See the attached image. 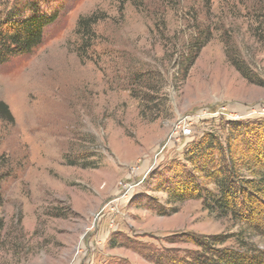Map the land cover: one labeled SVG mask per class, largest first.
Segmentation results:
<instances>
[{"label":"rangeland","instance_id":"374dc122","mask_svg":"<svg viewBox=\"0 0 264 264\" xmlns=\"http://www.w3.org/2000/svg\"><path fill=\"white\" fill-rule=\"evenodd\" d=\"M33 1L60 17L31 54L0 64V102L15 120L0 119V264H150L112 243L174 249L183 232H244L200 201L172 204L150 174L140 182L205 134L225 140L236 120L219 109L264 122V0ZM33 1L0 0V20ZM94 13L93 39L82 38L79 21ZM186 117L191 139L168 144Z\"/></svg>","mask_w":264,"mask_h":264},{"label":"trees","instance_id":"16d2710c","mask_svg":"<svg viewBox=\"0 0 264 264\" xmlns=\"http://www.w3.org/2000/svg\"><path fill=\"white\" fill-rule=\"evenodd\" d=\"M137 1L120 0L123 4L131 2L133 5ZM202 1L209 4V0ZM40 5L34 1L26 3L0 20V64L31 54L42 44L46 28L59 19V11ZM101 20L98 13L81 19L78 34L92 40L93 28ZM204 32L209 34V31ZM86 46L90 45L86 43ZM205 46L203 35L195 39L192 51L197 53ZM189 58L188 62L194 57ZM188 62L185 60L183 64ZM0 119L11 124L15 122L8 106L2 102ZM225 130V140L223 135L205 134L185 149L182 162L153 170L149 175L152 190L167 193L174 205L200 201L210 214L242 225L250 236L264 238V122L235 121L228 123ZM6 178L7 175L0 174V206ZM151 206L150 209L161 213L159 205ZM244 232L231 235L183 232L170 237L169 244L174 249L161 250L131 243L123 236L120 242L112 243V248H128L150 264H264V250L247 242ZM231 240L234 244L227 246ZM116 264L129 263L120 261Z\"/></svg>","mask_w":264,"mask_h":264},{"label":"built area","instance_id":"2783aa9c","mask_svg":"<svg viewBox=\"0 0 264 264\" xmlns=\"http://www.w3.org/2000/svg\"><path fill=\"white\" fill-rule=\"evenodd\" d=\"M216 112L217 113L215 116H218L219 119H223L224 121H231V120L238 121V120H241V118H243V117L237 116V114L229 116L227 114L226 108L219 109ZM193 126H194V123L192 122L191 117L182 118L180 120V122L175 126L174 132H173L172 136L170 137L168 144L172 143L171 140L176 138L178 135L179 136L177 138H179L181 136L183 139H187V141H189L191 139L189 137L193 135ZM152 170H153V168L150 169L148 171V173H146L145 177L143 178V180L140 183L145 181V179L152 172ZM138 185L139 184L137 183L136 185H130V186L126 187V191H125L124 195L122 196V200L125 199L126 202H128L132 198L133 190Z\"/></svg>","mask_w":264,"mask_h":264}]
</instances>
